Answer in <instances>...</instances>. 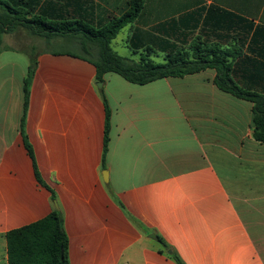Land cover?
Returning a JSON list of instances; mask_svg holds the SVG:
<instances>
[{"label":"crops","instance_id":"1","mask_svg":"<svg viewBox=\"0 0 264 264\" xmlns=\"http://www.w3.org/2000/svg\"><path fill=\"white\" fill-rule=\"evenodd\" d=\"M37 1L46 19L95 28L131 11V0ZM117 38L134 60L164 63L168 44L219 59L242 87L264 93V0H141L111 48ZM41 41L22 28L2 38L0 264L6 233L52 209L69 264H264V143L253 136L252 104L218 90L215 68L142 86L107 74L97 88L93 65ZM32 54L23 133L46 187L20 129ZM8 55L23 57L22 73L2 62ZM102 95L111 110L105 169Z\"/></svg>","mask_w":264,"mask_h":264},{"label":"trees","instance_id":"2","mask_svg":"<svg viewBox=\"0 0 264 264\" xmlns=\"http://www.w3.org/2000/svg\"><path fill=\"white\" fill-rule=\"evenodd\" d=\"M141 8V0H131V11L120 18H114L102 27H93L89 23L77 19H66L60 16L45 18V12L38 9L37 0H0V54L4 35L22 28L32 37L51 41H76L84 52L77 56L95 68V83H103L107 74H115L133 85H146L165 78H184L200 73L207 68H215L217 73L214 85L221 92L252 104L253 136L256 141L264 143V93L245 89L237 80L229 77L228 65L207 55H194L175 51L174 44H168L164 63H156L149 59V54L141 55L138 60L116 54L111 43L120 30L130 23ZM149 51V49L147 50ZM57 54L62 53L56 51ZM37 68L33 54L30 56L27 75L22 86V113L20 129L24 147L32 161L36 180L45 186L39 175L34 150L25 136L24 126L29 105L30 84ZM102 94V91L100 90ZM105 107L104 139L102 153V169L110 142L111 110L102 95ZM46 187V186H45ZM51 199L54 201L53 192ZM120 208L124 207L119 203ZM7 264H69L68 237L64 231L63 218L60 211L52 209L50 214L41 220L6 233ZM158 242L166 247L161 237ZM177 264H183L173 256Z\"/></svg>","mask_w":264,"mask_h":264},{"label":"rangeland","instance_id":"3","mask_svg":"<svg viewBox=\"0 0 264 264\" xmlns=\"http://www.w3.org/2000/svg\"><path fill=\"white\" fill-rule=\"evenodd\" d=\"M123 34V33H122ZM119 43V39L117 38L116 43H113L112 49L113 51L118 54L119 56L131 58L130 51L124 48ZM41 47L44 46L45 50L48 51H61V52H69L78 55H84L83 50L81 49L80 45L76 41H63L61 39H55L51 41H41ZM12 54V53H11ZM13 56V57H12ZM6 60L2 59L3 63L6 64H13L15 65V73H22L25 68V63L23 57L21 55H8L6 56ZM13 58V59H12ZM8 66L6 67L5 73L7 72Z\"/></svg>","mask_w":264,"mask_h":264},{"label":"water","instance_id":"4","mask_svg":"<svg viewBox=\"0 0 264 264\" xmlns=\"http://www.w3.org/2000/svg\"><path fill=\"white\" fill-rule=\"evenodd\" d=\"M97 88H101L102 87V83H97L96 84ZM103 179L105 180V177H106V171L103 172ZM152 238H155L154 235H151Z\"/></svg>","mask_w":264,"mask_h":264}]
</instances>
